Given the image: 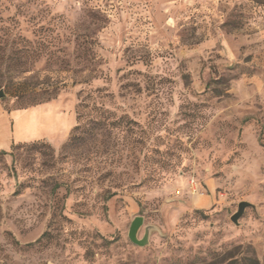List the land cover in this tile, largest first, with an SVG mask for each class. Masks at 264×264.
Returning <instances> with one entry per match:
<instances>
[{
  "label": "rangeland",
  "instance_id": "1",
  "mask_svg": "<svg viewBox=\"0 0 264 264\" xmlns=\"http://www.w3.org/2000/svg\"><path fill=\"white\" fill-rule=\"evenodd\" d=\"M0 91V264H264V0H0Z\"/></svg>",
  "mask_w": 264,
  "mask_h": 264
},
{
  "label": "water",
  "instance_id": "2",
  "mask_svg": "<svg viewBox=\"0 0 264 264\" xmlns=\"http://www.w3.org/2000/svg\"><path fill=\"white\" fill-rule=\"evenodd\" d=\"M2 96H3V93L0 91V98ZM248 208L255 210V207L246 201H242V202L238 203L237 211L231 216L230 221L234 225H238L239 219L244 214V211ZM142 225H143V219L141 217H136L132 221L130 228H129V232H128L129 241L138 247H145L148 245V240H149L150 231H151V229L149 227L145 228L143 237L141 239H138V233H139Z\"/></svg>",
  "mask_w": 264,
  "mask_h": 264
},
{
  "label": "crops",
  "instance_id": "3",
  "mask_svg": "<svg viewBox=\"0 0 264 264\" xmlns=\"http://www.w3.org/2000/svg\"><path fill=\"white\" fill-rule=\"evenodd\" d=\"M1 139V138H0ZM1 141V140H0ZM2 142V141H1ZM6 142V141H5ZM10 145H11V142H10V140H8L7 139V148H3V149H8L9 147H10Z\"/></svg>",
  "mask_w": 264,
  "mask_h": 264
}]
</instances>
